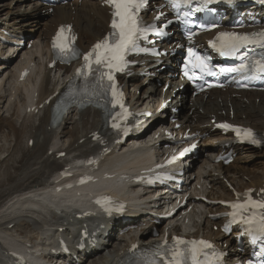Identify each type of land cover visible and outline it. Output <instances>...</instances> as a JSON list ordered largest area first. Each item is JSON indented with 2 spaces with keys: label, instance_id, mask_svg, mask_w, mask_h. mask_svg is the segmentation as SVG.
Instances as JSON below:
<instances>
[{
  "label": "bare ground",
  "instance_id": "6f19581e",
  "mask_svg": "<svg viewBox=\"0 0 264 264\" xmlns=\"http://www.w3.org/2000/svg\"><path fill=\"white\" fill-rule=\"evenodd\" d=\"M3 1L0 0V30L6 29L10 32V42L14 43L24 37L35 38L38 41L32 50L19 51L11 47L8 55L3 53L0 56L8 57L7 62L0 63V68L9 70L5 72L8 78L0 84V141L5 148L0 153V264H10L13 261L8 256L11 250L22 252L27 257L35 252L47 251L54 245L53 237L60 234L59 229L66 223L69 227L62 234L71 235V238L75 236L78 225L82 224V221L72 220V218L77 213V209L87 203L88 197L83 196L75 200L74 196L54 195L51 189L55 180L51 179V176L63 168L73 167L77 158L96 153L100 146L99 142L93 141V138L96 133L106 134L107 130L104 129L103 114L97 109L79 111L74 108L65 113L56 125L52 123V106L72 78L74 68L48 67L51 62L48 39L57 26L71 23L78 33L79 48L86 51L104 36L108 30L110 16L107 8L102 6L104 0H83L81 3L75 1L73 7H57L54 13L48 15V20L42 23L38 20L40 11L47 8L40 4H32L29 10H25L23 7H25L26 0ZM30 62L35 63L31 67V74L26 81H19L20 71L27 68ZM163 79L162 75H158L157 79L150 80L148 84L145 79L133 84L130 95L133 108H142L156 102L161 94L158 82ZM138 88L143 90V94H136ZM232 93L212 94L207 100L197 97L190 107H188L186 97L181 103V109L189 108L190 114L181 112L179 115V123L183 125L182 130L191 129V133L198 134V137L203 134L207 135L206 139L201 142L202 158L198 161H202L205 167L201 165L195 172L196 177L191 179L193 173H190V170L192 166L195 169L197 163L194 162L186 175L190 180V185L196 188L201 185L200 195L216 203L221 200H233L245 190L258 191L264 185V147L261 150L234 147V152L238 155L233 164L223 167L213 163L215 156L221 151V146L225 152L229 150L230 146H227V142L231 135L221 136L217 131H213L214 124H211V119L214 117L218 121H228L220 113L223 111L228 113L231 105L234 107V121L229 122L252 127L259 132L264 131V94L240 92L243 95L246 94L247 100H250V103L246 104L243 102L245 97L233 99ZM171 94L170 91L169 95ZM22 95L24 96L18 99ZM12 97L19 100V102L16 101L17 103L25 100L24 104L19 105L18 114L26 111L29 116H32L37 113L36 119L39 121L43 120L42 114L46 115L47 128L37 130L31 125V118H27L29 127L19 128L16 122L18 114L11 115L10 113L16 105ZM50 97H53L50 104H44ZM256 98H261L263 103L257 106L254 103ZM220 99L221 102H219ZM34 107L39 110L37 112L28 111ZM242 116H246V119L243 120ZM50 133L52 135L48 136ZM150 136V132L146 136L142 134L136 139H130L133 140L130 144H143ZM159 141L161 137L154 143ZM30 142H33L32 146ZM40 147L52 148L48 156L41 158L37 154V149ZM242 149L248 151L241 152ZM123 150L128 151L130 157L123 160L120 165H115L119 166V170L131 171L137 166H143L151 159V156L140 153L137 149L131 148L129 144L124 146ZM63 152L66 156L59 157V154ZM113 154L104 159L112 161L119 158L121 152L115 154L114 149ZM261 158L263 160L253 166L248 164L249 159L259 160ZM221 176L228 178L233 190H230L221 180ZM118 179L115 177L113 180L119 182ZM122 181L126 182L127 179H122ZM134 188L135 186H131L128 191L133 192ZM128 197L134 198L131 195ZM157 204L159 208L165 205L164 202L156 201L153 194L141 196L135 200L130 199L129 213L131 216L128 222L121 224L120 229L147 222L150 219L149 211L155 210L154 207ZM193 209L191 214L183 216L180 220L177 218L170 220L166 226L173 225L172 230L187 237L214 236L216 241H220L223 236L214 231L210 232V228L221 221H213L210 217L226 212V208L219 203L208 205L197 202ZM180 223H183V226ZM102 224L106 227L101 231L100 237L106 232L112 233L113 230L110 229L108 221ZM11 225L12 228H9ZM147 226V228L140 227L131 231L120 242L113 243L105 240L102 245L107 253L94 259H92L94 256L89 257L84 254L80 258L81 263L116 264L124 257L126 248L132 243L147 245L156 242L158 238L151 235L152 226L150 224ZM246 240L245 237L244 241ZM29 243H32V247L28 245ZM226 243H229V252L234 253L237 242L232 240V236L226 239ZM96 254V251L91 252V255ZM67 261L69 264H74L70 258Z\"/></svg>",
  "mask_w": 264,
  "mask_h": 264
},
{
  "label": "snow or ice",
  "instance_id": "6c2138e0",
  "mask_svg": "<svg viewBox=\"0 0 264 264\" xmlns=\"http://www.w3.org/2000/svg\"><path fill=\"white\" fill-rule=\"evenodd\" d=\"M170 2L175 6L179 7L182 2L185 5L190 6L191 0H170ZM205 4L211 3L212 0H203ZM107 3L113 8L112 16L113 20L111 27L113 29L114 39L110 42L109 39H105L97 43L92 52L84 56L85 66L89 67L94 62L96 65L106 67L109 71L101 74V79L105 76L110 82L108 84V91L111 92L112 106L116 107L119 105L123 108L122 104V93L117 90L114 72L122 71L125 67L127 61L125 57L127 53L135 49L136 38L140 32L138 14L141 8L145 4V0H107ZM199 10V9H197ZM189 13H185L187 16ZM147 31V29H145ZM65 30L61 29L60 34L56 38L53 47L59 49L61 53H68L73 51L67 41L69 37L64 35ZM190 38V37H189ZM219 42V47L221 55H234L239 49L246 48L249 44H254L260 49H264V32L249 35H237L234 33H221L217 37ZM214 48L217 45L214 43L212 45ZM73 54H75L73 52ZM94 56V60H93ZM189 57L194 59L192 68H199L206 75H215L208 66L204 63L199 56L196 55L191 49H189ZM243 60L244 58L241 57ZM228 72H241L246 73L249 71L253 72L252 78L258 79L264 76V54H261L258 59H252L250 63L242 62L238 68L226 69ZM79 75V70L78 73ZM188 75V73H186ZM191 78V76H190ZM219 127L225 130H233L237 135H241L240 129H234L228 124L219 125ZM113 128H119L118 124H113ZM127 130L125 129V132ZM242 135L244 138L248 139L249 142L256 144L259 143L255 139L254 134L251 130L243 131ZM187 151V150H186ZM100 203V201H97ZM233 209L240 210L241 220L240 222L247 226V231L252 235L253 240L261 239L264 241V200L255 201L249 199L245 204H233L231 205ZM251 209L249 214L245 215V212ZM256 210H261L259 218H257ZM237 212L233 213V218L235 219ZM186 244L185 241L180 239H175V247L172 250V262L171 264H182L180 259L183 256V252L180 250L179 246ZM212 245L205 241L193 242L191 249L192 258L194 264H198V256L202 254L203 249H211ZM261 253L264 254V248H261Z\"/></svg>",
  "mask_w": 264,
  "mask_h": 264
},
{
  "label": "rangeland",
  "instance_id": "374dc122",
  "mask_svg": "<svg viewBox=\"0 0 264 264\" xmlns=\"http://www.w3.org/2000/svg\"><path fill=\"white\" fill-rule=\"evenodd\" d=\"M3 2H8V1H7V0H4ZM39 20H40L41 22H43V21L46 20V17L42 16ZM132 88H133V87H132ZM132 88H131V90H132ZM138 91H139L140 93H141V92L143 93V90H141V89H139ZM0 92H1V90H0ZM23 96H24V95H22V96L19 97L18 99L22 98ZM24 102H25V100H22V101L20 102V104H24ZM259 103H260V102H259ZM259 103H258V104L256 103V105H259ZM262 103H263V102H261V104H262ZM20 104L16 103V105H18V107L15 106V108H13V109L10 111L11 115L18 114V111H17V110H18ZM261 104H260V105H261ZM42 115H43V120H42V121H39V120L36 119V117H37V113H35V114L32 115V116H29L28 112L25 111V112H23V113H21V114H18L17 119H16V122H17L19 128H27V127L30 126V124H29L28 121H27V118H31V125L35 126V128H36L37 130H40V128H42V130H43V129L47 128L48 119H47L46 115H44V114H42ZM7 117H9V116H7ZM47 135H48V134H47ZM51 135H52V133H50L48 136H51ZM0 144H1V145H0V153H2L3 150H4L5 148H4L3 143H2L1 141H0ZM51 148H52V147H48V148L40 147V148H38V149H37V154H38V156H40L41 158H44V157L48 156V154H49ZM2 149H3V150H2ZM260 160H263V159H262V158L259 159V160L249 159L248 164H249L250 166H253L255 163H258ZM200 165H202L201 162H200ZM226 180H227V179H226Z\"/></svg>",
  "mask_w": 264,
  "mask_h": 264
}]
</instances>
